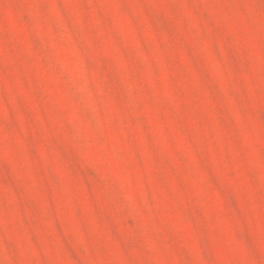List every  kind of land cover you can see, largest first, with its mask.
<instances>
[{
    "label": "rangeland",
    "instance_id": "374dc122",
    "mask_svg": "<svg viewBox=\"0 0 264 264\" xmlns=\"http://www.w3.org/2000/svg\"><path fill=\"white\" fill-rule=\"evenodd\" d=\"M0 264H264V0H0Z\"/></svg>",
    "mask_w": 264,
    "mask_h": 264
}]
</instances>
